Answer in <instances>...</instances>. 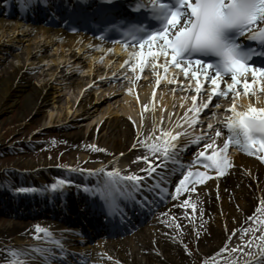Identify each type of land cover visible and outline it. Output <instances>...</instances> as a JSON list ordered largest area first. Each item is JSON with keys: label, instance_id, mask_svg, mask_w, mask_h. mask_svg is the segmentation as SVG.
Listing matches in <instances>:
<instances>
[{"label": "bare ground", "instance_id": "bare-ground-1", "mask_svg": "<svg viewBox=\"0 0 264 264\" xmlns=\"http://www.w3.org/2000/svg\"><path fill=\"white\" fill-rule=\"evenodd\" d=\"M83 3L84 0H0V5L5 8L4 11L0 8V68H4L0 75V115L13 111L23 97L26 105L38 115L48 103L52 90L56 89V81L59 84L67 82L80 91L90 90L94 84L95 88L102 87L99 75L116 71V64H119V74L125 81L114 79L113 76L108 81L110 84H106L110 85L112 92L121 89L126 102H131V105L122 108V112H136V128L133 129L125 117L116 114L89 130V134L88 130H80L64 135V141L59 144H66L85 153L81 160L72 163L75 168L72 171L59 174L52 162L44 160L26 163L30 169L28 173H9L4 169L5 172L0 175V215L41 217L46 212L51 215V219L56 218L58 224L52 220L40 224H24L20 221L5 224V221L0 220V230L5 232L0 233V241H13L11 246L3 244L6 250L0 248V262L6 264L13 249L31 253L38 246L47 247L51 251L47 264H213L217 257L215 254L227 245L229 237L235 235V231L241 227H249L247 218L264 200V160L260 159V156H264V149L257 145L251 152H247L241 146L230 143L224 153L230 166L222 174L219 169H202L208 174L206 179L197 182L193 178L191 183L186 182V186L177 193L176 187L182 174L189 168L194 170L200 167L199 152L211 154L213 151L202 147L206 143L204 139L197 142L195 137L200 136V133L211 136L217 126L222 133H226L227 129L219 123L212 129L207 127L209 123L204 120L209 116L204 113L209 109L200 113L202 124L198 121L195 125L176 127L178 120L192 104L191 96L197 95V102H200L199 95L194 92L196 77L190 74L186 78L183 72L169 65L168 79L156 85V76L150 63L146 62L143 73H140L139 67L133 72L124 63L129 59V53L139 51V46H108L99 52L97 50L102 43L88 36L68 33L60 23L68 17L72 8L79 9ZM144 50L147 51L148 46ZM152 50L158 51V48L153 47ZM101 59L104 65L97 64ZM135 59L133 57L129 64ZM151 59L147 58L149 61ZM164 60L165 57L158 56L159 62ZM8 63L12 70H7ZM44 63L47 66L53 64L47 74L48 79H43L39 90L31 89L29 73L37 71L36 75H40ZM70 63L87 71L83 76L68 75L63 66ZM157 68L163 72L158 64ZM173 76L176 82L168 84ZM248 77L251 78L250 74ZM189 80L191 83H188ZM180 81L185 83L181 84ZM201 86L202 91L211 87L203 78ZM129 88L132 92L128 91ZM257 95L259 99L242 94L237 98L238 108H246L249 102L258 107L264 106V94L258 92ZM226 98L232 102L231 95ZM177 102L182 110L178 111L177 108L174 111ZM92 104L93 99L88 101L87 98L78 107V116L88 114ZM230 104L229 100H225L221 108L224 114L230 112ZM145 105L148 107L145 108ZM66 111L64 119H55L53 113H50L49 123L68 120L73 111L72 106ZM211 111L215 113L210 116L214 119L219 112L217 109ZM106 114L111 115L113 112ZM161 117L164 119L161 120ZM162 129L181 132L176 142L183 145L176 150L174 159L167 162L163 161L162 153L151 154L145 147V143H162V140H158L162 136ZM85 138L93 142L94 149L82 143ZM226 139V134L215 138L217 151ZM231 149L236 152L229 153ZM86 154L90 155V160H87ZM137 154L147 156L156 165L150 176L146 175L149 167L146 160H138L136 157L131 161ZM157 156H161V159H157ZM113 168L119 169L124 175L135 173L143 177V180L135 201H123V214L117 212L107 216L99 198L84 189L85 186L94 189L104 180V172ZM59 175H62L61 179L55 178ZM59 180H71L72 183L52 189L51 185ZM193 188L194 191L189 190ZM154 198H157L154 207L163 200H169V205L160 209L155 217L152 215L153 207L150 208ZM145 218L151 219V223L147 228L139 227ZM71 220L76 221L78 226L82 225L84 237L72 233L76 230H71ZM37 225L48 229L51 240L44 233L31 235ZM87 227L90 229L87 230ZM100 229L105 230L108 239L99 237ZM85 231L94 232V238L86 237L88 235ZM124 233L128 234L122 237ZM255 233L257 237L260 236L259 231ZM37 236L41 238L37 239ZM240 243L237 242V246L245 248V251L224 252L231 255L225 264L231 260H235L236 264H245L246 261L252 264L253 256L259 251L257 244L264 241L253 238L251 248ZM193 250L197 253L193 254ZM249 251L253 256L247 255ZM20 259L25 264H45L38 254L30 258L22 255Z\"/></svg>", "mask_w": 264, "mask_h": 264}, {"label": "snow or ice", "instance_id": "snow-or-ice-1", "mask_svg": "<svg viewBox=\"0 0 264 264\" xmlns=\"http://www.w3.org/2000/svg\"><path fill=\"white\" fill-rule=\"evenodd\" d=\"M133 7L139 10L146 9V15L151 18V24L156 25L153 28L151 24H129L126 30V34L134 41L132 46L134 48L136 45L139 46V51L129 53V59L124 61L133 72L139 67L140 73H143L146 62L150 63L156 76L155 84L160 85L161 80L168 79L169 65L182 69L186 78L189 77V69L193 63L200 66L191 72V76L196 77L194 92L199 95L200 102H197V95L191 96L192 104L178 120L176 127L183 124L195 125L198 121L202 124L200 113L204 109H209L204 113L205 116H214L215 113L211 109L219 108L220 99L229 95L232 97V102L228 106L231 115L223 122L227 132L222 133L221 128L217 126L211 136L201 133L200 136L195 137L197 142L200 139L206 141L202 145L203 148L213 149L211 154L205 151L199 152L200 157H206L210 162V164L205 163V167L211 166L219 169V173L222 174L223 170L230 166L224 154L230 143L241 146L247 152H251L257 145L264 149V106L258 107L253 102H249L244 109L237 106V98L242 94L254 96L256 99H259L258 92L264 94V65L257 66L252 62V57L256 54L255 50L243 44L239 39L247 33L250 39L258 40L264 50V0H149L148 4L142 3V0H133ZM157 41H159L158 44ZM145 45L148 46L147 51L144 50ZM153 45L157 46L158 51L152 50ZM125 47L127 48L128 44H125ZM261 54L264 55V51ZM159 55L165 57L163 62L158 61ZM133 57L136 59L129 64ZM148 57L152 59L149 61ZM157 64L163 72L158 70ZM209 70L214 74H210ZM140 73L137 74L138 78ZM248 73L251 78L246 75ZM201 77L211 85L206 91H202ZM175 82L176 78L173 76L170 83ZM180 83L183 84L185 81H180ZM188 83H191V80ZM222 84L223 87H221ZM254 85L258 87H253ZM128 91L132 92V89L129 88ZM153 96H155V89ZM213 97L216 98L214 103ZM147 107L145 105V108ZM163 119L161 117V120ZM207 127L212 129L213 126L209 123ZM225 134L227 139L217 151L215 138ZM180 135L179 131L173 133L171 130L162 129V136L158 138L162 140V143H145V147L151 154L162 153V159L165 162L173 160L178 147H183L176 142ZM156 158L161 159V156ZM137 159L147 161L149 167L146 175L150 176L155 171L156 165H153L147 156H138ZM260 159L264 160V156H260ZM207 175L203 171L187 169L179 180L176 192L179 193L186 186V182L191 183L193 178L197 182H202ZM142 180L143 177L135 173L124 175L119 169L113 168L104 172V180L94 189L85 186L84 190L99 198L107 216L115 215L117 212L122 215L121 204L126 199L135 201L136 193L142 186ZM71 183V180H59L51 187L56 189L60 185ZM189 190L194 191L195 189ZM20 191L28 190L20 189ZM184 203L187 204L188 201L185 200ZM124 206L126 207V204ZM192 207L195 209V204ZM255 211L264 214V200L260 201ZM247 219L255 221L257 218L249 216ZM260 224L259 237L255 232L246 240L243 236L240 237L246 247H252L253 238L264 241V220L260 221ZM36 231L44 233V236L51 240V233L48 229L37 225ZM239 231L247 233L250 227H241ZM40 238L37 236V239ZM257 248L259 251L255 256L251 251L247 255L253 256L252 264H264V243L257 244ZM228 251L244 252L245 248L237 246L229 249L225 245L215 255L219 256L220 253ZM36 254L45 261V264L51 258V251L47 247H34L31 253L13 249L12 256L6 264H25L20 259L22 255L30 258L31 255ZM60 254L62 252L57 253V255ZM228 264H236V261L231 260ZM245 264L248 262L246 261Z\"/></svg>", "mask_w": 264, "mask_h": 264}, {"label": "rangeland", "instance_id": "rangeland-1", "mask_svg": "<svg viewBox=\"0 0 264 264\" xmlns=\"http://www.w3.org/2000/svg\"><path fill=\"white\" fill-rule=\"evenodd\" d=\"M103 62L104 61L101 59L99 62H97V64L104 65ZM14 64L15 63H13V65ZM72 64L73 63L63 66V69H65L68 75L72 74L83 76L87 71L86 69L80 68L79 66H72ZM51 66H53V64L49 63V66H47V63H44L42 66L43 71L40 72V75H36L37 71H32L29 73L31 89L35 88L39 90L41 84L44 82L43 79H48L47 74ZM116 66V71L99 75L98 78L102 80L101 84L103 86L97 87L99 88L98 90L94 87L95 84L90 90L80 91L77 88L71 87V85L67 82H62L59 84L56 81L54 84L56 89L52 90L51 96L48 98V103L45 104V108H43L38 115H35V111H33L30 106L26 105L24 97L20 98L19 104L13 108V111L0 115V175L5 171H9V173L11 171L28 173L30 169L26 163H38L43 160L52 162L59 174L69 171L71 168L75 169L72 163L81 160L85 153L66 144H59L60 142L64 141L63 136L70 135L80 130H88L89 134V130L99 126L104 120L114 117L116 114L125 117L133 129H135L138 121L136 112L131 111L130 114L122 112V110L127 105H131V102H129L130 104L126 102L125 95L122 93L121 89L112 92L113 90H110V85L108 86L106 84L112 79L113 76L114 79L118 78V80L121 79L125 81V79H122L123 76L119 74L121 65L116 64ZM10 67L11 66L8 63L7 70ZM2 69L4 68H0V75H2ZM9 70H12V68ZM163 81L166 82L165 80ZM97 84L100 85V83ZM25 94L27 93L25 92ZM87 98L88 101L93 99V104L90 105L88 114L78 116V107H80L82 103L84 104L85 101H87ZM71 106L73 111L69 114L68 120H61L58 123H49L50 113H53V118L55 119L58 117L64 119L67 112L66 109ZM177 108L178 111L182 109L179 107V102L174 105L173 110L177 111ZM107 110L109 112H113V114H106V112L109 113ZM115 111L119 112L114 114ZM215 121L216 120L213 119L204 120V122L211 123L212 126H215ZM82 143L87 144L92 149L95 148L93 147L95 146L93 142L87 140L86 138L82 139ZM138 156L140 155L137 154L134 156L131 161L135 160ZM86 157L87 160H90L89 154H86ZM4 169L6 170L4 171ZM55 178L61 179L62 175L57 177L55 176ZM167 205H169L168 200L162 203L159 208H165ZM255 210L250 216H255L257 219L255 221H249L248 226L250 227V231L247 233L235 231V235L230 236V240L227 242L229 249L235 248L237 246V242L239 241L242 243V240L240 239L241 236H243L246 240L251 236L252 232L258 231L261 226L260 221L264 220V214L257 213ZM41 215L43 216L27 217L21 215L20 217H15L9 215H0V220L5 221V224L16 221L23 222L24 224H29L31 222H37V224H40L46 222L47 220H52L58 224V220L51 219L50 216L46 215V213L45 215ZM150 223L151 222L149 220H146L139 227L147 228ZM0 233L4 234L5 232L0 230ZM32 234L35 235L38 234V232L32 231L31 235ZM11 240L12 239H10L8 243H5L1 240L0 242L2 244L0 243V248L6 250L4 245L11 246L13 244V241ZM196 253V250H193V254ZM230 256L224 252L220 253L219 256L214 258V262L212 263L225 264Z\"/></svg>", "mask_w": 264, "mask_h": 264}]
</instances>
